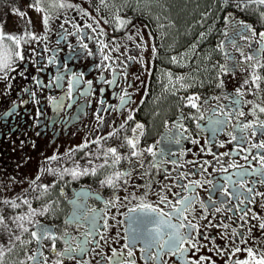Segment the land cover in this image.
<instances>
[{"label":"flooded vegetation","instance_id":"flooded-vegetation-1","mask_svg":"<svg viewBox=\"0 0 264 264\" xmlns=\"http://www.w3.org/2000/svg\"><path fill=\"white\" fill-rule=\"evenodd\" d=\"M59 1L39 7L33 0L28 1L20 20L14 22L10 15V26L0 29L5 36L20 40L17 46L5 39L10 62L9 67L0 70V204L19 200L29 191L30 213H36L32 215L35 217L32 227L18 241L20 247L12 256L1 258L0 264H35L29 259L33 256L39 264H77L78 260L87 264H109L110 259L112 264L119 261L184 264L201 256L210 258L204 264H235L236 260L250 259L249 248L257 259L264 256V230L253 227L260 221L251 218L253 213L264 218V196H256L245 205H239L233 196L230 203L221 205L219 202L225 198L219 186L224 184L223 177L233 175L236 169L221 172L215 157L207 154L210 151L219 156L224 167L236 161L246 167L250 162L251 167L259 168L251 156L248 162L242 159L247 151L237 154L240 147L248 148L247 144H240L241 133L237 129L244 123L264 122V112L257 107L264 106V67L254 66L264 65V55L252 61H245L241 55V51L256 54L264 43L260 37L264 32V5L255 0H240L237 4L240 7H225L215 39L218 58L211 66L212 72L203 74L188 63L178 62L172 63L175 70L170 79L168 71L173 69L164 67L168 60L166 55L146 38L147 34L152 35L148 28L127 16L129 8L108 0L102 3L103 14L83 0ZM247 5L257 6L244 7ZM115 12L116 16L112 15ZM243 25L250 26L252 31L244 29ZM33 36L37 39H32ZM100 41L108 45L104 49L105 54H111L108 61L101 56ZM117 46L119 51H114ZM16 52L24 59H19ZM222 67L229 71H221ZM253 74L261 77L259 88L253 83ZM114 75V84L104 82L113 80ZM180 77L183 79L178 80ZM237 91L243 93L238 97L239 107L233 104ZM122 95L126 100L124 105L119 99ZM189 97H199L195 101L197 108L189 105ZM102 108L106 110L98 111ZM241 111L244 116L237 115ZM224 113L230 115L225 117ZM130 114L134 119L129 121ZM210 118L226 120L223 130L213 132L209 128ZM137 123L143 125V135H139V130L135 134L139 140L136 150L142 155L132 156L126 139L135 138L133 129ZM181 133L187 138L182 137L178 145L174 139ZM229 133L237 140L231 141ZM259 139L257 136L252 143ZM191 140L199 143L192 144ZM85 144L88 146L82 147ZM150 147L156 152L155 157L146 151ZM109 148L117 150L121 157L118 163H114V157L107 152ZM250 151L252 155L258 154L256 149ZM224 153L230 155L224 156ZM204 160L212 167H208L203 179L212 184L191 193L198 196V202L193 214L186 213L188 220L198 224L201 235L196 236L195 232L193 235L199 241L200 250L185 244L183 247L189 251L183 258L165 250L158 260H151L147 259L148 253L142 251L144 244L136 243L129 245L133 256L128 257L129 248L125 247L129 243L126 234L130 235L128 218L144 215L130 209H139L141 203H146L171 211L158 204V194L165 191L163 186L177 183L167 177L183 172L189 173L188 179L182 181L185 184L189 179H201L199 166ZM154 161L159 162V169L153 167ZM173 161L183 167L177 168ZM85 169L86 175L75 178L71 175L72 171L83 173ZM117 172L129 174L117 180ZM110 178L115 181V187L102 183ZM247 180V187H253L254 192H264V184L256 183L258 177L251 176ZM228 188L231 193V186ZM173 193L189 195L179 187H172V192L166 194L173 204L178 199ZM210 195L221 211L214 210ZM200 202L207 207V213ZM236 208L251 210L246 217L247 224L239 218L241 213ZM204 215L207 219L202 218ZM209 221L212 226H208ZM172 223L178 225L180 221L174 218ZM225 224L227 229L223 227ZM37 225L46 227L55 240L47 238L38 243L31 235L37 231ZM90 229L91 242L84 255H76L75 259L59 255L68 243L75 247L84 241ZM233 229L238 234L243 233L244 242L240 235L233 236ZM180 231L185 233L187 229ZM204 235L210 239H203ZM217 247L222 254H217ZM235 247L243 251L234 253ZM149 251L156 253L155 248Z\"/></svg>","mask_w":264,"mask_h":264},{"label":"snow or ice","instance_id":"snow-or-ice-1","mask_svg":"<svg viewBox=\"0 0 264 264\" xmlns=\"http://www.w3.org/2000/svg\"><path fill=\"white\" fill-rule=\"evenodd\" d=\"M260 5H264V0H255ZM60 7H63V4L59 5ZM40 11V9H37ZM23 15V13H21ZM67 22V21H66ZM48 23V17L45 16L44 18V24L47 26ZM121 24H124L125 21H121ZM75 26V25H74ZM86 27H91V25H86ZM243 28L252 31L250 26L248 25H243ZM79 31V29H77ZM101 34H103L101 30ZM261 41L264 42V32L260 33ZM10 40L17 46H19L20 40L18 37H14L12 35H7L5 36L3 33H0V48L4 47V40ZM32 39H37L35 36L32 37ZM131 39V37H129ZM101 45V56L104 61H108L111 59V54L107 53L105 54L104 49L108 47L107 44H104L103 41H100ZM83 48H87L86 44H82ZM139 47V45H138ZM194 47V46H193ZM114 51H119V46H117ZM153 56L155 57L156 49L153 47L152 49ZM89 55L92 53L89 52ZM15 55L19 57V59L23 60L24 57L19 53L16 52ZM241 55L244 56L245 61H252V60H258V57L260 55H264V43H262L261 48L257 51L256 54L254 55H249L245 54L243 51H241ZM9 62H10V55L6 56L2 62H0V70L9 67ZM142 62V61H141ZM172 62L176 63L177 60L175 57L172 58ZM254 66H260L264 67V65H254ZM221 71H229L228 68L222 67ZM82 76V74H81ZM169 78L171 79V76L169 74ZM183 79V77L178 78ZM101 80H103V77H101ZM261 80V77L259 75L253 74V83L256 84V87L259 88V83L258 81ZM77 83H79V80H76ZM105 83L108 84H114L115 83V75L113 80H108L104 81ZM183 87V85H181ZM89 87L91 88V82H89ZM71 91V88H70ZM243 93L237 91V98L233 100V104L239 107L241 101L238 97L242 96ZM120 102L121 105H124L126 103L125 96L122 95L120 96ZM189 105L192 108H197L196 100L199 99V97H189ZM104 102L101 101V104ZM259 107L260 112H264V106H257ZM106 109H99L98 111H105ZM255 114V113H253ZM217 113L214 111L213 116L215 117ZM225 117L229 116L230 113H224ZM237 115L239 116H244V113L238 112ZM200 118H203L202 116ZM97 119L100 120L101 123H103V120L100 116H97ZM134 117L133 115H128L127 120H133ZM226 124V120H220V119H214L210 118L209 119V128L213 131H222L223 127ZM182 127V125H180ZM199 127V125H198ZM139 130V135H143V125L137 123L135 125V128L133 129L134 136ZM241 135L239 137L240 144H247L248 148L245 149L243 147L239 148V152H245L247 151L248 154L242 156V159H244L246 162L249 161V156H251L252 160H255L259 164V168H253L251 167L250 162L248 163V166L246 167L245 165L238 164L236 161H232L228 163L227 167L223 166V162L221 161V158L219 156H216L214 153H209L215 157L216 162L221 165L220 171L223 173H227L229 168L236 169L233 175H225L223 177L224 184L219 186V191L221 195L225 198L221 200L219 203L222 205L224 203H230L231 199L235 198V200L238 202L239 205H245L246 203L252 202L256 196H264V192H254L253 187H247L248 184V177L251 176H256L258 177V180L256 183H262L264 184V122L257 120L255 123H244L241 127L237 129ZM186 131V129H185ZM115 133H113L114 135ZM231 135V133H229ZM257 136L260 137L259 141L256 143H252V139L256 138ZM183 137V134H179L178 136L175 137L174 142L176 144L181 143V138ZM187 138V137H183ZM237 137L235 135H231V141H236ZM230 141V142H231ZM98 142V141H94ZM138 136H135L133 139H126V144L127 146L132 150L131 155L132 156H140L142 155L141 152H138L137 149V144H138ZM192 144H198V140H191L190 141ZM88 145L85 144L82 147H87ZM220 147H223V143L220 144ZM251 149H256L257 150V155H252L251 154ZM146 151L151 154L152 156H156V152L153 151V149L150 147L146 149ZM201 151H204L203 148H201ZM107 152L114 157V163H118L121 159V157L118 155L117 150L115 148H109L107 149ZM171 155H174L175 153H170ZM181 155H183V152H181ZM224 156L230 155V153H224ZM55 159V157H53ZM173 164L177 165L178 167H183V165H180L178 161H173ZM189 163L196 164V161H189ZM153 167H156L159 169V162L154 161L153 162ZM208 167H212L211 163L207 160H204L200 166H199V174L202 177L201 179L198 180H188V183L185 184L182 181L185 179H188L189 173H183V172H178L176 177H167L176 180V185H164L163 188L165 189L164 192L159 193V200L158 204H163L166 208H170L171 211H164L160 209L159 207H154L151 204H146V203H141L139 206V209H130V212H136L140 211L141 213H144L142 217H129L130 221V235L126 234V239L129 241V243L125 244L126 248H129V251L127 253L128 257L133 256V251L129 247V245H135L136 243H143L144 248L142 249L143 252L148 253L147 259L151 260H158L162 254L163 251L166 250L167 253H171L172 255H179L181 258H183L184 254L189 251V248L183 247V245L188 244L190 245L191 248L196 249V251H199V241L196 239V236L201 235L199 231L198 224L193 223L191 220H188V215L187 214H193L194 213V205L198 202V196H194L191 193L195 192L196 189L202 188L205 184H212V181L203 179V174L208 172ZM175 170V169H174ZM215 170V168L213 169ZM86 175L87 169L84 170L83 173H79L77 171H72L71 175L75 178L78 175ZM93 175H95V170H93ZM129 173L126 172H117L115 174V178L118 180L119 178L128 175ZM196 173H192V175H195ZM233 176L235 178H233ZM102 183H107L110 187H115V181L113 179H108L107 181H104ZM179 187L182 192H188L189 195H181V193H173L174 196L178 197L176 199L175 204H173V201L169 199L168 195L166 193L172 192V187ZM228 186H231L232 192H229ZM214 188H216L215 185H213ZM46 190V189H45ZM118 199V198H117ZM209 202L214 206V210L216 212L221 211V208L219 206H216V201L213 199V197L210 195L209 196ZM7 203V201H6ZM12 206L18 207V205L15 204L14 201L11 202ZM24 203H28V201H24ZM106 204L108 202H105ZM201 208H204L205 213H207L208 209L204 205L203 202H200ZM30 207V205H29ZM232 209H229L231 211ZM236 211L240 212V219L244 222V224L248 223V220L246 217H248L249 212L251 211L250 209H241V208H236ZM36 213L33 211L30 213V215H35ZM42 214V213H41ZM177 219L180 221V223L173 224L172 220ZM196 217L193 215V219ZM203 219H207V215H204L202 217ZM253 220H258L260 223L258 225H253V227H258L260 230H264V218L256 216L254 213L252 214L251 217ZM19 220L23 221L25 219H28V217L21 216L18 218ZM29 222L31 223V220L29 219ZM187 222V223H185ZM92 229L95 228V217H93L92 221ZM212 226L211 222L209 221V225ZM20 227L24 231H28L27 228L23 227V224L20 225ZM105 227H107V222H105ZM225 229L228 228V225L225 224L223 225ZM92 229L89 230L88 234L86 235L84 241L77 243L75 247H72L70 243H68L67 247L64 249L63 253H60L59 255L61 256H67L68 259H75L76 255H84L87 251V244L90 243L91 241L88 239L89 236L92 235ZM165 229H168L169 231H165ZM180 229H187L185 233H181ZM128 231V230H126ZM196 233V236L193 235V233ZM249 232H251V229H249ZM233 236L240 235L241 237V242H244L243 240V233H237L235 229H233ZM32 237L37 240L39 243L40 240L42 239H47L51 238L53 241L55 240V237L51 235L49 230L41 225H37V231H34L31 233ZM104 237L102 236L101 239ZM222 238H225L222 234ZM203 239L209 240L210 238L207 235L203 236ZM67 243V242H66ZM214 243V241H213ZM97 246H99V242H96ZM155 248L156 253L155 255L151 254L149 251L150 249ZM55 249V244L53 243V250ZM210 251L212 249H209ZM215 251L217 254H222V250L220 248H215ZM243 251L240 247H235L234 253H239ZM75 254V255H73ZM247 255L250 259L246 260H236L235 264H264V256L261 258L257 259L256 256L254 255L253 251L251 248L247 249ZM113 256H116L115 250H113ZM143 258V257H142ZM30 260H33L35 264H39L37 261V258L35 256L29 257ZM209 257H204L201 256L198 260H192V261H185L184 264H204V261L209 260ZM57 264H61V262H57ZM77 264H87V261L83 260H78ZM109 264H112V260H109ZM119 264H134V261L130 262H125V261H119Z\"/></svg>","mask_w":264,"mask_h":264},{"label":"trees","instance_id":"trees-1","mask_svg":"<svg viewBox=\"0 0 264 264\" xmlns=\"http://www.w3.org/2000/svg\"><path fill=\"white\" fill-rule=\"evenodd\" d=\"M3 1V0H0ZM117 5L129 6L138 4L141 13L151 23L160 27V50L167 57L164 67H172V58L180 63H188L195 70L212 72L211 66L218 58L215 49L225 5L222 0H111ZM131 11V10H130ZM156 20V22H153ZM194 46V47H193ZM186 47L194 48L195 60L183 52ZM191 59V60H190Z\"/></svg>","mask_w":264,"mask_h":264},{"label":"rangeland","instance_id":"rangeland-1","mask_svg":"<svg viewBox=\"0 0 264 264\" xmlns=\"http://www.w3.org/2000/svg\"><path fill=\"white\" fill-rule=\"evenodd\" d=\"M31 0H3L0 1V29H7L10 26V15H12L13 21L18 22L20 20L21 13L25 10V7L27 6V2ZM33 4L37 7L41 6L45 3L54 4L58 2L59 0H33ZM108 0H83V2L88 3L95 11L102 12V3H106ZM240 0H224L226 3V6L229 7H240L237 6ZM252 1V0H247ZM59 2H62L60 0ZM223 2V1H222ZM40 4V5H39ZM225 5V4H224ZM121 6V5H120ZM130 12L127 14L128 17H130L131 21H137L141 25H145L149 32L152 34L149 36L147 34L146 38L151 41V45L157 46V49L160 50L159 44L161 37L160 35V27H156L155 23H151L150 20H148V17L146 15L141 14V9H139L138 4L130 5ZM257 5H247L244 7H256ZM129 8V6H123ZM11 13V14H10ZM104 14V13H103ZM116 12L112 15H115ZM116 16V15H115ZM119 17V15L117 16ZM116 17V18H117ZM147 18V19H146ZM148 20V23H147ZM153 22H156V20H153ZM155 24V25H154ZM144 26V27H145ZM4 47L0 48V62L4 60V58L7 56V42L4 40L3 42ZM186 51L183 53V57L179 58H185L187 55L190 56V58H193L195 60L196 52L194 51V48L192 50L189 49V47L185 48ZM159 53V52H158ZM180 63V61H178ZM196 62V60H195ZM177 63V62H176ZM6 68L2 69L5 70ZM174 71L169 70V74H173ZM24 201H28V203H24ZM18 207H13L11 202H4L3 204H0V214L3 213V217L0 218V259L1 258H7L8 256H12L14 252L16 251V248L20 247V243L18 241L21 240L23 237V234L28 232L30 228L32 227V222L34 221L35 217L30 215L31 210V194L28 192L24 193L22 197L19 200L14 201ZM30 205V207H29ZM21 216L28 217V219H25L23 221L19 220L18 218ZM29 219L31 220V223L29 222ZM23 224L24 228H27L28 231H24L20 225Z\"/></svg>","mask_w":264,"mask_h":264}]
</instances>
